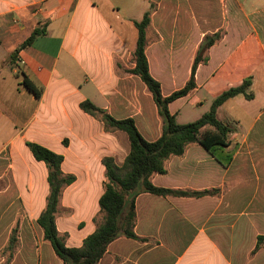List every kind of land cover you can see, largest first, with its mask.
Instances as JSON below:
<instances>
[{
	"label": "crops",
	"instance_id": "obj_1",
	"mask_svg": "<svg viewBox=\"0 0 264 264\" xmlns=\"http://www.w3.org/2000/svg\"><path fill=\"white\" fill-rule=\"evenodd\" d=\"M146 13L149 73L164 97L188 80L203 38L221 33L196 69V87L169 104L176 122L183 113H206L221 82L251 78L253 99L238 95L217 109V118L224 109L222 122L235 130L228 147L210 153L189 145L165 163V174L151 178L159 188L213 194H140L134 233L147 242L119 238L100 264H264V241L255 250L264 236V0H0V241L15 229L20 244L10 264H62L36 224L42 211L25 216V208L35 213L48 194L47 170L26 143L61 154L62 171L76 178L68 193L87 197L97 187L98 202L101 160L111 157L121 166L129 144L125 133L106 132L79 105L89 101L114 119H133L147 141L161 135L152 95L129 73L135 23ZM38 27L45 35L20 49ZM95 215L80 230L64 232L68 247H80L94 232Z\"/></svg>",
	"mask_w": 264,
	"mask_h": 264
},
{
	"label": "trees",
	"instance_id": "obj_2",
	"mask_svg": "<svg viewBox=\"0 0 264 264\" xmlns=\"http://www.w3.org/2000/svg\"><path fill=\"white\" fill-rule=\"evenodd\" d=\"M150 21V15L146 13L139 23H135L137 40L133 52L134 68L129 73L139 77L152 95L158 115L163 122L162 132L158 139L150 142L139 133L133 119H114L89 101L79 105L82 112L98 118L103 123L106 132L125 133L129 144V152L121 166H117L111 157H104L101 160L105 169L103 192L97 202L101 222L97 224L93 233L83 239L80 247H68L65 237L59 234L56 227V214L61 196L64 190L75 182L76 178L62 171L61 166L64 158L61 154L35 143H26L34 160L43 163L47 170L48 194L45 207L38 216L36 224L42 231L43 240L50 245L62 264H100L108 246L119 238L147 242L146 239L140 238L134 233L135 200L140 194L196 198L213 194V192L207 191L188 192L159 188L151 183V178L157 174H165V163L172 157L182 156L189 145H199L210 153H213L215 149L228 147L229 136L233 130L230 124L218 120L217 109L238 95H242L247 101L253 99V95L248 92L252 81L251 78H247L239 86L231 87L218 95L209 110L200 118L190 123L178 124L175 116L169 112L168 106L172 102L186 97L196 87V69L198 65L207 63V52L220 39L221 33L217 32L203 38L191 65L188 80L182 88L164 97L161 93L160 83L149 73L145 54L146 29L150 25ZM44 27L35 28L20 46V49L29 46L37 37L45 35ZM24 83L26 88L32 91L25 80ZM15 234L16 230L14 229L4 249L9 254L5 264H8L12 258L17 243ZM263 241L264 236L257 237L255 250L259 249Z\"/></svg>",
	"mask_w": 264,
	"mask_h": 264
},
{
	"label": "rangeland",
	"instance_id": "obj_3",
	"mask_svg": "<svg viewBox=\"0 0 264 264\" xmlns=\"http://www.w3.org/2000/svg\"><path fill=\"white\" fill-rule=\"evenodd\" d=\"M155 3L156 2L152 3V6H151L152 9L155 8ZM254 56H258L259 58H263L262 55L258 54V53H255ZM240 84H241V82H239L237 80H229L227 82H221L219 84V94L218 95H220V93H222L223 91L229 89L230 87H236V86H239ZM223 111H224V109H222L220 111V114H219V117H218V119L221 120V121L224 120ZM198 118H199V115L196 114V112H192L190 115H188L187 113H183V114H181L180 117L177 118V122L179 124L190 123V122L195 121ZM227 123L230 124V126L233 128L232 122L227 121ZM232 130H233V132H235L234 129H232ZM141 131L143 133V130H141ZM237 131L239 133H243L245 130H244V128H240V129L237 128ZM40 166H41V169L45 173L46 172L45 167L43 165H40ZM65 169H66V167H65ZM43 187H44V185H43ZM91 189H93L94 191L92 190L93 192H89L87 197H86L85 193H81V192L77 193V192H75V193H73L74 194L73 195L71 192L68 193L70 191V189L66 188L64 190V192H63V194L61 196L60 203L58 205V211H57V214H56L57 226H58L59 230L62 232V235L64 237H65L64 232H66V231L74 232L76 229L80 230L81 228L84 227V222L86 220H88V218L90 216H93V215L96 214V212H97L96 196L98 195L97 193H98L99 190H98L97 187L91 188ZM70 195L71 196L73 195V199L72 200L69 199ZM85 198L87 199L86 200V203H87L86 204V208L87 209L86 208H80V203H79L80 201L85 200ZM88 201L90 202V204H89ZM45 202H46V200H44V197L42 196L41 197V203H40V209L35 211V213L31 214L29 208H25L24 209L25 216L26 217H28L30 215L31 216L32 215L36 216L37 212L42 211L44 209ZM69 202H71V204H73V206H71V204ZM93 221H94L95 226H97V224H99L101 222V214L97 213L94 216V220ZM15 236L17 238V243L15 245V249L13 250L12 258L9 260L8 264H10L12 262V260L14 258V255L17 252L18 245L20 246L17 232H16ZM8 240L7 241H3V242L0 241V264H5L7 259H8V255L9 254H8V252L6 250H4L6 248V246H7ZM23 257H24V260L27 259L28 261H32V259H33L32 258V254H29V253L28 254L24 253Z\"/></svg>",
	"mask_w": 264,
	"mask_h": 264
}]
</instances>
